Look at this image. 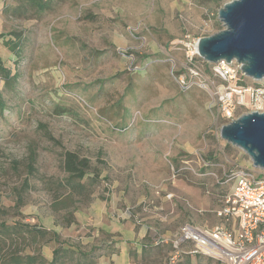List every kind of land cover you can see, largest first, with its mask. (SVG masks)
I'll return each mask as SVG.
<instances>
[{"label":"rangeland","instance_id":"1","mask_svg":"<svg viewBox=\"0 0 264 264\" xmlns=\"http://www.w3.org/2000/svg\"><path fill=\"white\" fill-rule=\"evenodd\" d=\"M229 1L60 0L39 12L0 0V33L24 39L17 61L0 39L18 75L10 85L0 79V225L55 230L66 246L99 248L96 264H168L160 243L151 259L126 256L112 228L127 236L135 225L160 241L168 227L216 225L233 171L253 162L221 138L213 86L200 85L218 83L210 64L198 61L202 75L190 88L178 73L188 67L181 41L223 29L218 11ZM66 151L89 160L87 191L55 211ZM109 244L120 251L107 252ZM58 245L42 247L47 260ZM212 258L202 264H227Z\"/></svg>","mask_w":264,"mask_h":264},{"label":"built area","instance_id":"2","mask_svg":"<svg viewBox=\"0 0 264 264\" xmlns=\"http://www.w3.org/2000/svg\"><path fill=\"white\" fill-rule=\"evenodd\" d=\"M198 41H181L188 65L187 71L178 76L181 87L190 88L194 84L191 78L202 75L196 60ZM210 66L218 83L213 85L205 79L200 85L213 86L217 118L224 124L239 117L242 108L250 109L244 113L264 111V80L250 82L237 60H221ZM232 178L233 188L216 211L223 225H181L171 240L174 253L170 263L179 254L188 253L204 254L227 264H264V170L253 164L241 166L233 171Z\"/></svg>","mask_w":264,"mask_h":264},{"label":"trees","instance_id":"3","mask_svg":"<svg viewBox=\"0 0 264 264\" xmlns=\"http://www.w3.org/2000/svg\"><path fill=\"white\" fill-rule=\"evenodd\" d=\"M22 1L32 8H36L37 11L42 12L52 8L60 0ZM8 11L11 14H19L17 9L8 10L5 7V12ZM0 39H3L4 45L16 58L14 61L19 60L23 56L24 39L20 32H12L10 34L0 33ZM196 60L210 64L200 56H196ZM186 71L185 68H182L178 74H183ZM17 78V73H13L12 69L5 65L0 54V79L6 85H10L16 82ZM4 106L5 104L0 98V107L4 108ZM208 160L214 162L216 157L211 155V157H208ZM63 167L66 172V177L59 182L60 192L56 194V199L53 203V209L55 211L74 207L79 197L87 191V185L84 180L88 174L87 170L90 167L89 160L81 157L76 152L66 151L63 157ZM59 240L60 237L57 231L36 224L23 223L21 221L2 223L0 225V264H96L98 257L104 254L96 247L83 250L82 248H76L71 245L66 246L60 243ZM51 241L57 242L59 245L55 247L52 259L47 260L42 253V247ZM160 244L162 245L161 242ZM161 245L159 248H161ZM29 248H31V251H28ZM107 250V252L111 250V253L120 251L117 246H113L112 244L108 245ZM148 250H150V247L143 245L141 252L142 260L146 258L143 255L147 254L149 252ZM131 254L133 257L136 255L137 259L139 258L136 250ZM185 255L186 253L179 254L177 259L169 264H182L179 261Z\"/></svg>","mask_w":264,"mask_h":264},{"label":"water","instance_id":"4","mask_svg":"<svg viewBox=\"0 0 264 264\" xmlns=\"http://www.w3.org/2000/svg\"><path fill=\"white\" fill-rule=\"evenodd\" d=\"M218 17L224 28L199 38V56L209 63L237 60L247 77L263 81L264 0H231L220 6ZM220 135L264 170V111L241 114L224 124Z\"/></svg>","mask_w":264,"mask_h":264},{"label":"crops","instance_id":"5","mask_svg":"<svg viewBox=\"0 0 264 264\" xmlns=\"http://www.w3.org/2000/svg\"><path fill=\"white\" fill-rule=\"evenodd\" d=\"M217 218L219 221L214 226L223 225V221L218 216H217ZM186 223H189V222H186ZM194 225H196V224H194ZM198 226H200V225H198ZM134 227H135V225H132V227H129L126 229L128 231L127 236L123 235L124 232H123L121 227L111 229V232H112L111 234L113 236H115V235L117 236L120 233L122 235L121 237H124L127 245H129L127 247V252L125 250H123L124 247L121 246V250L124 251L126 256L127 255L131 256L132 255L131 253L134 250H136L138 253V257L141 258L142 257L141 252H142L143 245L152 247V246H155L156 244H159L161 242L162 245H161L160 249H161V251H163V254H164L163 255L164 256L163 261L166 260L169 264L170 258L174 253L171 240H172L173 236L176 234V232L178 231V229L180 228V226L178 228H176V230L174 229L175 227L166 228V230L162 231V234H160V236L158 237V240H160V241L155 240V239H157V237H155V234L152 233V230L149 231V233H148V230H144L142 233H139L137 235L136 232L134 231ZM202 227H205V226H202ZM147 233H148V235H147ZM142 239H143V241H142ZM132 249H133V251H131ZM148 251L149 252H147V254L143 255L144 257L147 258L146 260H148L149 258L150 259L153 258V254H152L153 250L150 249ZM199 255H201V256L199 257ZM185 256H184V258L183 257L180 258V261H179L180 263H182V264H202L204 262L206 263V261L208 262L209 258H212V257L204 255V254H188V253H186ZM199 260H200V262H199Z\"/></svg>","mask_w":264,"mask_h":264}]
</instances>
